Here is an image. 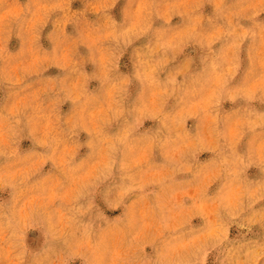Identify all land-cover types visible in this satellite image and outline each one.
Here are the masks:
<instances>
[{
    "label": "clouds",
    "instance_id": "clouds-1",
    "mask_svg": "<svg viewBox=\"0 0 264 264\" xmlns=\"http://www.w3.org/2000/svg\"><path fill=\"white\" fill-rule=\"evenodd\" d=\"M0 264H264V0H0Z\"/></svg>",
    "mask_w": 264,
    "mask_h": 264
}]
</instances>
